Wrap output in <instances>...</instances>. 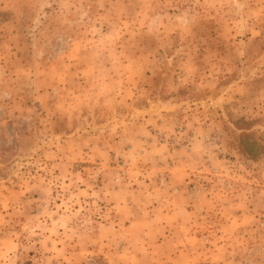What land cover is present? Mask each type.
<instances>
[{
	"label": "rangeland",
	"instance_id": "1",
	"mask_svg": "<svg viewBox=\"0 0 264 264\" xmlns=\"http://www.w3.org/2000/svg\"><path fill=\"white\" fill-rule=\"evenodd\" d=\"M0 264H264V0H0Z\"/></svg>",
	"mask_w": 264,
	"mask_h": 264
},
{
	"label": "crops",
	"instance_id": "2",
	"mask_svg": "<svg viewBox=\"0 0 264 264\" xmlns=\"http://www.w3.org/2000/svg\"><path fill=\"white\" fill-rule=\"evenodd\" d=\"M146 139H147V138H146ZM154 192H155V191H154ZM155 193H156V192H155ZM116 195H117L116 193L113 194V198H114V199L116 198L114 201H117V196H116ZM131 195H132V194H129V192H127V195H123V196H125L124 198H125L126 202H127V201H128V203H133V202H135V200H132L133 197H131ZM142 196H143V194H141V197H142ZM154 196H155V194H154ZM120 197H121V196H120ZM149 197H150V196H149ZM141 199L143 200V197H142ZM131 200H132L133 202H130ZM141 204H142V203H141ZM117 206H118V205H117ZM119 207H120V206H119ZM119 207H118V209H120ZM122 207H125V205H122ZM130 207H133V206H130ZM153 219H155V220L152 221V218H150V220L147 221V222H148V223H149V222H152V223H155V224H156L157 221H158V220H157V217L154 216ZM145 221H146V220H145ZM135 222H136V221H134V220H133V221H130V224H131V223H135ZM125 224H126V223H125ZM140 224L143 225V221H140Z\"/></svg>",
	"mask_w": 264,
	"mask_h": 264
}]
</instances>
